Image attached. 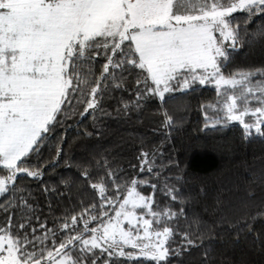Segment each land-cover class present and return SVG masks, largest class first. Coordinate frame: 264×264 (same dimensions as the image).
<instances>
[{
	"label": "snow or ice",
	"instance_id": "obj_1",
	"mask_svg": "<svg viewBox=\"0 0 264 264\" xmlns=\"http://www.w3.org/2000/svg\"><path fill=\"white\" fill-rule=\"evenodd\" d=\"M237 13L254 24L264 0H0V264H182L202 243L181 227L183 193L169 175L179 164L163 148L141 149L135 176L109 165L79 214L44 216L18 180L42 179L29 157L61 116L81 104L83 116L103 112L117 91L130 94L119 116L212 86L222 100L201 106L217 114L211 127L235 122L245 140L264 138V68L222 70L238 46ZM173 125L164 112L161 127Z\"/></svg>",
	"mask_w": 264,
	"mask_h": 264
},
{
	"label": "trees",
	"instance_id": "obj_2",
	"mask_svg": "<svg viewBox=\"0 0 264 264\" xmlns=\"http://www.w3.org/2000/svg\"><path fill=\"white\" fill-rule=\"evenodd\" d=\"M234 15L242 25L239 42L222 70L227 75L264 68V16L245 24L244 14ZM129 99L127 91H117L103 98V112L83 116L81 104L61 116L40 154L29 157L28 166L41 169L42 179L24 177L18 185L32 193L44 216L79 214L98 199L89 184L107 179L109 165L122 169L124 176H135L129 165L137 163L141 149L160 147L179 164L169 175L183 193L186 215L181 227L202 241L179 258L182 264H264V138L245 140L235 122L212 128L216 112L201 107L222 100L212 86L166 94L163 102L152 98L142 109L118 116L119 102ZM164 112L174 119L170 131L161 127ZM205 113L210 125L206 130ZM85 170L92 173L91 181L82 178ZM45 186L62 195L46 197Z\"/></svg>",
	"mask_w": 264,
	"mask_h": 264
},
{
	"label": "rangeland",
	"instance_id": "obj_3",
	"mask_svg": "<svg viewBox=\"0 0 264 264\" xmlns=\"http://www.w3.org/2000/svg\"><path fill=\"white\" fill-rule=\"evenodd\" d=\"M156 99H158V98H156Z\"/></svg>",
	"mask_w": 264,
	"mask_h": 264
}]
</instances>
